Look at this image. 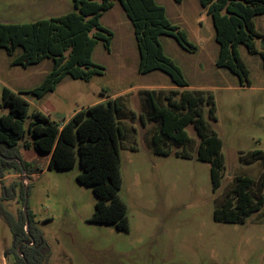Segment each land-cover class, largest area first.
<instances>
[{
    "label": "rangeland",
    "instance_id": "obj_1",
    "mask_svg": "<svg viewBox=\"0 0 264 264\" xmlns=\"http://www.w3.org/2000/svg\"><path fill=\"white\" fill-rule=\"evenodd\" d=\"M156 2L196 47L187 50L172 36L160 37L166 55L183 71L186 88L175 87L171 77L160 70L138 71L140 54L134 26L118 0L100 19L114 33L112 44L108 49L99 41L93 53V61L103 66L104 72L88 81L66 76L55 91L36 98L30 91L53 70V60L46 58L28 67L15 65L13 60L22 54V48L10 56L0 47V116L9 113L3 102L6 88L23 93L30 103V115L38 110L59 124L107 96H119L122 104L123 184L119 195L128 206V230L92 223L97 197L92 187L77 180L82 173L80 165L50 168L49 154L24 148V143L31 141L28 135L18 151L20 164L27 162L30 167L0 173V205L14 222L20 220L22 191L28 187L31 226L48 244L49 255L43 264H264V208L241 223L215 217L235 177H255L261 171L259 163L248 165L242 157L255 150L264 152V65L260 54L264 39H256L259 53L239 46L249 71V84L243 86L237 75L217 65L220 46L216 30L199 0ZM72 9L73 0H0V23L26 24ZM254 21L264 35V15L255 16ZM146 89L157 93L178 89L179 97L185 92L203 97L207 130L222 140L225 167L217 187L212 162L199 158L202 138L194 123L186 127L187 143L170 146L168 154L155 152V123L143 107ZM29 122L30 118L26 127ZM12 246V231L0 215V264L6 260L14 263Z\"/></svg>",
    "mask_w": 264,
    "mask_h": 264
},
{
    "label": "trees",
    "instance_id": "obj_2",
    "mask_svg": "<svg viewBox=\"0 0 264 264\" xmlns=\"http://www.w3.org/2000/svg\"><path fill=\"white\" fill-rule=\"evenodd\" d=\"M114 1L73 0V9L61 16L26 24L0 23V47L5 48L10 56L22 48V54L13 60V64L28 67L46 58L53 60V70L40 86L30 91L33 96L41 98L55 91L66 76L88 81L103 74L105 68L93 61V53L99 41H103L108 49L112 44L114 33L104 27L100 19L114 6ZM118 1L134 26L140 54L138 71L147 74L160 70L171 77L175 87H188L183 71L166 55L160 41L162 35L172 36L181 47L195 50L186 31L168 19L165 7L156 0ZM199 1L211 16L216 30V41L220 46L217 65L237 75L243 86L249 84V71L239 46L245 45L249 52L259 53L256 39H264V35L257 30L254 18L264 15V0ZM260 54L264 65V51ZM177 90L168 93L165 90L160 93L145 90L144 112L155 123L154 150L168 154L170 146L187 143L186 127L194 123L202 138L199 158L212 162L217 187L225 167L222 140L207 130L202 113L203 97L188 92L179 97ZM119 99V96H107V100L83 108L59 124L38 110L30 115V103L23 93L17 94L6 88L3 102L9 107V113L0 116V173L11 168L22 171L30 167L27 162L20 164L22 159L18 151L20 143L25 142L28 135L31 141L25 142L24 148L49 154L50 168L72 169L80 165L82 173L77 180L92 187L97 197L95 212L90 218L92 223L113 224L119 230H128V206L119 195L123 184L120 155L123 134L119 121L123 110ZM28 118L30 122L26 127ZM250 155L242 159L248 165L259 163L261 171L255 177L249 174L235 177L234 184L215 211L218 221L245 222L264 208V152L255 150ZM0 215L13 234V264H43L48 256V244L41 232L33 231L31 216L28 214L30 226L27 230L24 212L20 220L14 222L0 205ZM24 241L28 244L34 241L36 247L24 245ZM18 245L22 257L16 253Z\"/></svg>",
    "mask_w": 264,
    "mask_h": 264
},
{
    "label": "water",
    "instance_id": "obj_3",
    "mask_svg": "<svg viewBox=\"0 0 264 264\" xmlns=\"http://www.w3.org/2000/svg\"><path fill=\"white\" fill-rule=\"evenodd\" d=\"M8 161H11L13 159H6ZM24 182H26L24 180ZM25 184V183H24ZM27 190H28V187L26 186L25 187V193H26V201L24 203V209H23V212H24V215H25V219H26V228L28 229V227L30 226V219H29V215H28V212H27Z\"/></svg>",
    "mask_w": 264,
    "mask_h": 264
},
{
    "label": "flooded vegetation",
    "instance_id": "obj_4",
    "mask_svg": "<svg viewBox=\"0 0 264 264\" xmlns=\"http://www.w3.org/2000/svg\"><path fill=\"white\" fill-rule=\"evenodd\" d=\"M27 229V228H26ZM28 230V229H27ZM27 233H29L28 231H27ZM32 240H33V238H31ZM23 244L24 245H28V246H30V247H32V248H35L36 247V245H35V243H34V241L32 242V243H30V244H28L26 241H24L23 242ZM13 245H14V242H13ZM12 248H13V246H12ZM14 252V251H13ZM16 253H18V254H20V245H18L17 246V249H16ZM8 255V254H7ZM6 255V256H7ZM9 255H10V253H9ZM21 255V254H20ZM48 255H49V252H48ZM23 255H21V257H22ZM14 262H15V253H14ZM13 264V263H12Z\"/></svg>",
    "mask_w": 264,
    "mask_h": 264
},
{
    "label": "crops",
    "instance_id": "obj_5",
    "mask_svg": "<svg viewBox=\"0 0 264 264\" xmlns=\"http://www.w3.org/2000/svg\"><path fill=\"white\" fill-rule=\"evenodd\" d=\"M105 100H107V97H106L103 101H105ZM85 108H86V107H85ZM78 110H79V109H78ZM78 110H77V111H78ZM75 113H76V111L72 114V116H73ZM72 116H71V117H72ZM71 117H70V118H71ZM70 118H69V119H70ZM66 121H67V120H66ZM63 123H64V122H63ZM63 123H62V124H63ZM4 264H8V260H6V262H4Z\"/></svg>",
    "mask_w": 264,
    "mask_h": 264
}]
</instances>
